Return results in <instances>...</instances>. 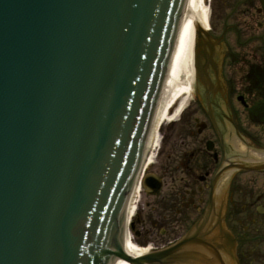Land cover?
Returning <instances> with one entry per match:
<instances>
[{
    "label": "water",
    "instance_id": "water-1",
    "mask_svg": "<svg viewBox=\"0 0 264 264\" xmlns=\"http://www.w3.org/2000/svg\"><path fill=\"white\" fill-rule=\"evenodd\" d=\"M184 2L0 0V264H212L225 249L211 206L171 249H123ZM196 36V77L213 95L220 59ZM143 189L161 185L148 176Z\"/></svg>",
    "mask_w": 264,
    "mask_h": 264
},
{
    "label": "flooded vegetation",
    "instance_id": "flooded-vegetation-1",
    "mask_svg": "<svg viewBox=\"0 0 264 264\" xmlns=\"http://www.w3.org/2000/svg\"><path fill=\"white\" fill-rule=\"evenodd\" d=\"M237 1L239 3L234 4ZM224 2L226 21L218 26L212 22L210 37L217 47L225 45L227 58L236 57L243 66L246 46L264 44V11L259 0ZM208 3L211 6L213 0ZM251 68L247 65L248 74L244 70L243 81H249L252 74L256 77L263 74L261 66L255 64L253 70ZM208 73L213 78L210 68ZM224 82L223 92L217 86L211 88L216 95L213 100L196 99L181 117L179 123L185 132L178 137L186 149L177 157L170 155L174 162L156 171L161 191L169 182L174 187V195L164 203L166 215L154 226L162 238L161 244L151 250L176 244L211 206L210 226L214 227L217 220H221L230 237L227 243L223 242L225 249L217 252L216 262L264 264V171H248L264 162L263 129L246 123V107L250 108L249 95L253 92L250 84L242 94L235 95V102L245 117L241 119L240 109L231 101V82ZM169 209L172 211L168 212ZM230 251L231 257H226L224 254ZM208 260L214 259L208 257Z\"/></svg>",
    "mask_w": 264,
    "mask_h": 264
},
{
    "label": "rangeland",
    "instance_id": "rangeland-1",
    "mask_svg": "<svg viewBox=\"0 0 264 264\" xmlns=\"http://www.w3.org/2000/svg\"><path fill=\"white\" fill-rule=\"evenodd\" d=\"M208 1L209 0H203V3L208 12V21L210 23V26L212 22H214V26H218L219 24L225 22L227 18V8L225 7L224 0H213V4H211V6H209ZM238 3L239 1L234 4ZM221 45V54L218 58V60L220 59L219 63H221V75L223 74L224 78L231 82L230 95L232 97V104L234 107L240 109L238 111V116L241 119H244L245 117H243V114H241V107H238L235 102V95L242 94L243 88H245L243 81L244 66H242V63L240 64L239 61L241 60L238 61L236 57H233L234 63H231L230 58H227L226 56L225 45ZM246 52V65H259L258 63L262 62L264 66V44L246 46ZM232 66H234V68ZM192 100H194L193 94L191 97H184L183 102L184 104H186L185 111H183L177 117V119L169 122L165 121L159 126L158 130L156 129V135L158 138L157 145L154 149L150 150V160L152 164L147 171L148 174H154L157 176V170H162L164 166L169 167L171 162H174L171 161L173 158H170V155H174L175 157H177V154L186 149V147L181 143L178 137L180 133L184 134L185 132L184 128L181 127V123H179V120L184 116L186 111L189 110V107L193 106L194 102H192ZM168 115L173 116V111H171V113ZM196 116H199V114H197ZM166 137L170 138L166 140ZM261 137L264 144V133ZM174 160L177 161V159ZM173 195L174 187L169 182L168 187L164 188L163 191L160 192L156 197H149L143 193V190L140 191V194L137 195L136 199L134 200L136 210L133 217L131 218L130 223H134V231L129 230L130 239L133 244H135L139 248H148L149 250L152 247L160 246L162 238L160 237L158 229L154 228V226L157 227L155 224L158 223L160 219L166 215L164 214V212L166 211L164 208V203L169 202L170 199L168 198ZM171 211L172 210L169 209L168 212Z\"/></svg>",
    "mask_w": 264,
    "mask_h": 264
},
{
    "label": "bare ground",
    "instance_id": "bare-ground-1",
    "mask_svg": "<svg viewBox=\"0 0 264 264\" xmlns=\"http://www.w3.org/2000/svg\"><path fill=\"white\" fill-rule=\"evenodd\" d=\"M182 19V26L175 44L170 67L165 80V86L155 117V125L158 127L163 122L173 121L185 110L184 97H191L194 89L195 78L193 76V30L194 24L200 22L204 28L208 27V12L203 0H188L186 11ZM215 48V46H214ZM176 105L173 116L168 115V110ZM156 128L150 135L149 150L157 145ZM151 163L150 157L147 161ZM138 192V191H137ZM134 197V196H133ZM135 198V197H134ZM134 198H131L127 215L130 217L136 210ZM133 202V203H132ZM123 249L125 254L131 257L142 256L147 249L139 248L130 240V235H123ZM114 264H127L125 261L117 260Z\"/></svg>",
    "mask_w": 264,
    "mask_h": 264
},
{
    "label": "trees",
    "instance_id": "trees-1",
    "mask_svg": "<svg viewBox=\"0 0 264 264\" xmlns=\"http://www.w3.org/2000/svg\"><path fill=\"white\" fill-rule=\"evenodd\" d=\"M251 106L248 111V119L254 125L264 129V83L258 92L253 94Z\"/></svg>",
    "mask_w": 264,
    "mask_h": 264
}]
</instances>
